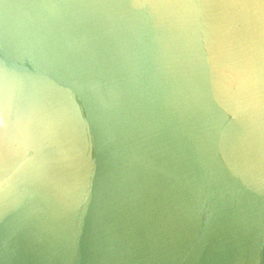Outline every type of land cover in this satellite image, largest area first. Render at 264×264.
Masks as SVG:
<instances>
[{"label": "water", "instance_id": "obj_1", "mask_svg": "<svg viewBox=\"0 0 264 264\" xmlns=\"http://www.w3.org/2000/svg\"><path fill=\"white\" fill-rule=\"evenodd\" d=\"M0 264H264V0H0Z\"/></svg>", "mask_w": 264, "mask_h": 264}]
</instances>
